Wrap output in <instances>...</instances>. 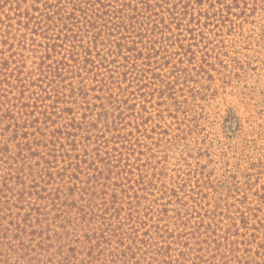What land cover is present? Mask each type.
<instances>
[{"label": "rangeland", "instance_id": "rangeland-1", "mask_svg": "<svg viewBox=\"0 0 264 264\" xmlns=\"http://www.w3.org/2000/svg\"><path fill=\"white\" fill-rule=\"evenodd\" d=\"M0 264H264V0H0Z\"/></svg>", "mask_w": 264, "mask_h": 264}]
</instances>
